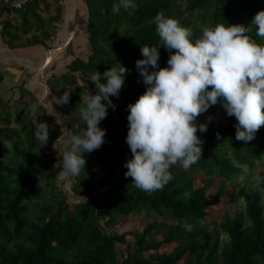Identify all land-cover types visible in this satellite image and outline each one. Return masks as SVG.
Segmentation results:
<instances>
[{"label":"trees","instance_id":"16d2710c","mask_svg":"<svg viewBox=\"0 0 264 264\" xmlns=\"http://www.w3.org/2000/svg\"><path fill=\"white\" fill-rule=\"evenodd\" d=\"M43 2L32 0L12 11L20 24L9 18L3 22L1 36L9 48L46 46L51 40L61 20V7L44 20L39 13ZM117 2L79 1L87 14L82 32L89 52L86 58L73 56L68 44L69 62L46 82L49 95L64 111L66 131L79 134L86 128L79 103L94 91L92 74L103 73L117 61L129 70L118 97H109L115 110L109 107L98 125L106 130L105 143L82 153L84 169L69 180L68 189L60 184L65 147L52 158L55 151L48 146L55 132L49 110L39 102L33 122L24 99L27 90L20 85L18 98L0 112L4 116L0 126V264H264V181L259 185L262 192L252 184H237L245 169L251 171L263 160L264 126L250 142L236 140L237 121L218 102L196 119L197 125H207L205 132H197L203 140L201 160L187 170L172 166L173 179L163 189L149 193L136 188L131 177L124 176L127 169L123 166L132 158L125 142L127 105L146 89L135 61L143 58L140 46H161L155 24L150 23L154 16L163 12L177 19L192 30L194 42L206 25L247 26L264 10V0H135V10L121 8L114 15L111 9ZM248 35L264 43L256 36L255 26ZM158 51V65L166 67L169 53L163 47ZM101 82L106 80L102 77ZM66 91L70 99L61 104ZM29 97L39 101L36 95ZM17 105L24 114L19 129L11 126L9 112ZM39 121L49 125V140L43 147L35 138ZM6 141H11L10 149ZM232 183L237 184L244 208L233 217H222L215 226L213 218L228 205ZM133 223L137 225L134 230L122 231ZM105 228L114 232L106 233Z\"/></svg>","mask_w":264,"mask_h":264},{"label":"clouds","instance_id":"9594fccd","mask_svg":"<svg viewBox=\"0 0 264 264\" xmlns=\"http://www.w3.org/2000/svg\"><path fill=\"white\" fill-rule=\"evenodd\" d=\"M121 8L135 10L137 4L135 0H118L111 11L119 14ZM150 23L155 24L161 46H140L143 58L135 61L146 89L127 105L125 142L132 158L123 165L127 169L124 176L149 193L163 189L173 179L172 166L187 170L201 160L203 140L197 132H205L207 125H197L196 119L210 106L219 102L228 116L235 117L238 141L250 142L264 126V43L258 44L248 35L255 26L256 36L264 39V10L258 11L247 26H203L194 42L190 28L163 12ZM160 47L169 53L166 67L158 65ZM128 71L117 61L90 77L94 91L81 97L78 109L86 128L82 127L79 134L64 133V179L78 177L86 163L82 153H91L105 143L106 130L98 125L107 117L109 107L115 110L109 97H118ZM69 99L70 91L64 92L61 104ZM35 138L41 147L48 143L46 122L37 123ZM5 147L10 149L11 141H6Z\"/></svg>","mask_w":264,"mask_h":264},{"label":"rangeland","instance_id":"374dc122","mask_svg":"<svg viewBox=\"0 0 264 264\" xmlns=\"http://www.w3.org/2000/svg\"><path fill=\"white\" fill-rule=\"evenodd\" d=\"M79 1L81 2L83 0H72L68 2V9L65 10V14H64V23H61L59 27L57 25L56 33L52 35V38L50 41L46 42L45 52L43 56L46 53H48V55L51 54V56H54L56 51H58V49L61 46L60 43L62 41L61 35L63 34V31L65 28L67 29V34L65 35V39H67L70 36L69 43H67L64 47H62L58 51L57 55H55L54 58L51 61H49L46 66L42 65L43 62L41 60L39 61L31 60L32 65H29L26 62V60L20 61L23 65L28 67V69L32 72V75L34 76V78L37 80L38 93L36 91L35 95L38 97V100L42 101L44 99L43 104H47L49 108V113L53 115V118H50V120L52 122L51 126L55 128L54 130L55 132L53 136L51 137L52 138V140H50L51 143L48 144L49 148L52 151H55L52 154V158L55 156V153L58 154L57 150H62L66 146V143H67V138L66 136H64V133L66 132V128L64 126V123L62 122L64 118V114H63L64 111L58 105L57 100L53 96H50L49 94H48L49 97L45 96L44 92L47 91L46 82L49 79L50 75L61 71L62 67L67 62H69L71 56H67V57L65 56L66 47L68 46V44H70L71 46L70 52L72 51L73 56H76V57L79 56L81 58H86L89 52V47L86 41V35L82 32V28L87 22V14H86L85 9L80 8ZM41 5L42 4H39L40 13H41V17L44 20H47L51 16H55L54 12L57 7H54L52 11L50 10L49 12L43 13L42 12L43 6ZM73 8H74V14H73V19H72L71 11L73 10ZM78 10H80V12L76 18V14L78 13ZM25 38L26 37H23V40H25ZM34 83H36V81ZM29 96H25L24 99L28 104L27 107L30 110V114L32 115V121L34 122L36 118H35V112L32 111V107L36 106V109H37L38 108L37 104L39 103V101L36 102L32 100V98ZM9 112H10L11 126L16 129H19V124L24 119V114L22 112V106L21 105L13 106L9 109ZM3 117L4 116L0 114V126L3 125V122H2ZM50 149H47L46 147L44 152L48 153V150ZM257 177L260 178L259 181L257 180ZM261 181H264V157H263V160L260 163H258L256 167L253 168L251 171L245 169L243 171V174L238 179L237 184L246 185V186L252 184L257 191L262 192V189L259 187ZM60 184H61V187L66 188V189L70 187V181L68 179L62 180ZM237 184L232 183L228 185V190H229L228 196H229L230 201L228 205L224 208L225 210L222 212H219L213 218V223H215V226H218V224L222 221V217H225V216L233 217L240 210H243L244 202L237 195V187H236ZM135 226L137 225H134V223L131 225H126L122 227V231H125L127 234L130 230H134ZM105 230H106V233H109V234L114 232V230L110 228L109 229L105 228ZM127 238H129V235H127Z\"/></svg>","mask_w":264,"mask_h":264},{"label":"crops","instance_id":"0c3cea01","mask_svg":"<svg viewBox=\"0 0 264 264\" xmlns=\"http://www.w3.org/2000/svg\"><path fill=\"white\" fill-rule=\"evenodd\" d=\"M70 1L72 0H45V2L40 4L43 6V13L49 12L50 10L52 11L54 7H57L54 15L57 14L58 7H61V20L60 23L57 24L59 27L61 23H64L65 10L68 9V2ZM6 18L11 19V21L16 25L20 24L21 22L14 12L0 11V112L5 105L8 103L11 104L14 100H16V98H18L20 94L18 87L20 85H22L23 88L27 90V93L24 94V97L29 96L30 94L35 95L36 91L38 93L37 80L34 78L28 67L23 65L20 61L26 60L29 65H32L31 60H41L44 63L48 57V53L43 56L45 52V46L42 45L25 47L14 45L12 48H9L7 44L3 42L1 36L2 24ZM66 34L67 29L65 28L63 34L61 35L62 40L65 39ZM19 43L20 41L16 44ZM35 81L36 83H34ZM44 94L45 96H48V90L45 91ZM43 100L39 102L43 104ZM43 106L49 110L47 104H43Z\"/></svg>","mask_w":264,"mask_h":264},{"label":"built area","instance_id":"2783aa9c","mask_svg":"<svg viewBox=\"0 0 264 264\" xmlns=\"http://www.w3.org/2000/svg\"><path fill=\"white\" fill-rule=\"evenodd\" d=\"M32 0H0V11H17L23 9Z\"/></svg>","mask_w":264,"mask_h":264},{"label":"bare ground","instance_id":"6f19581e","mask_svg":"<svg viewBox=\"0 0 264 264\" xmlns=\"http://www.w3.org/2000/svg\"><path fill=\"white\" fill-rule=\"evenodd\" d=\"M69 11H70V10H69ZM71 12H72L71 14H72V19H73L74 8H73V10H72ZM68 14H69V12H68ZM69 16H70V15H69ZM60 40H61V39H60ZM69 40H70V36H69L67 39H65V40L63 39V40L61 41L60 45H61V46L65 45ZM61 46H60V47H61ZM57 53H58V51H56V53L54 54V56L57 55ZM54 56H51V54H49L48 57H47V59L44 61V64H45V63H48L49 61H51V60L54 58Z\"/></svg>","mask_w":264,"mask_h":264},{"label":"water","instance_id":"95a60500","mask_svg":"<svg viewBox=\"0 0 264 264\" xmlns=\"http://www.w3.org/2000/svg\"><path fill=\"white\" fill-rule=\"evenodd\" d=\"M69 41H70V40H69ZM69 41H68L67 43H69ZM67 43H66V44H67ZM66 44H65V45H66ZM65 45L61 46V47L58 49V51H59L62 47H64ZM47 64H48V63H45V64L43 63L42 65H43V66H46ZM43 66H42V67H43Z\"/></svg>","mask_w":264,"mask_h":264}]
</instances>
